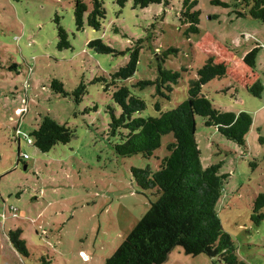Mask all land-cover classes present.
Returning a JSON list of instances; mask_svg holds the SVG:
<instances>
[{
    "label": "rangeland",
    "instance_id": "rangeland-1",
    "mask_svg": "<svg viewBox=\"0 0 264 264\" xmlns=\"http://www.w3.org/2000/svg\"><path fill=\"white\" fill-rule=\"evenodd\" d=\"M82 1L89 12L91 0ZM101 1L100 29L84 23L77 30L75 0H0V264H104L157 200L139 187L132 169L156 170L172 136H163L148 158L118 156L117 140L107 136L106 108L112 100L105 84L138 47L137 71L123 85L156 79L169 48L178 52L168 54L161 66L181 75L169 100L156 97L154 86L131 88L146 103L137 115L143 118L158 116L157 102L164 112L181 104L208 58L226 65L227 74L203 86L202 94L219 111L251 115L245 145L204 126L201 117L195 118V139L201 167L220 165L219 173L228 175L215 208L237 259L264 264V220L251 218L255 198L264 194V24L248 16L243 0H196L198 33L187 37L179 22L183 0L143 9L133 0L123 7L118 0ZM59 25L69 48H57ZM97 39L113 52L89 49ZM253 49L251 69L243 59ZM53 80L67 96L52 89ZM257 81L259 96L247 90ZM81 82L85 92L76 102L73 92ZM45 117L66 124L73 137L42 153L30 134ZM10 231L20 232L27 257L10 245ZM162 264L224 263L175 247Z\"/></svg>",
    "mask_w": 264,
    "mask_h": 264
},
{
    "label": "trees",
    "instance_id": "trees-1",
    "mask_svg": "<svg viewBox=\"0 0 264 264\" xmlns=\"http://www.w3.org/2000/svg\"><path fill=\"white\" fill-rule=\"evenodd\" d=\"M126 1L118 0L117 3L123 7ZM163 1L133 0V6L143 9ZM213 3L220 4L219 1ZM243 4L249 17L264 24V0H243ZM91 5L88 12L82 0H75L73 18L77 30H81L84 23L93 30L100 29L105 18L103 3L101 0H91ZM196 6V0L182 1L179 22L186 26L184 35L187 37L198 33L200 11ZM237 15L245 17L246 13ZM57 32V48H69L67 32L60 25ZM87 46L97 54L113 52L99 39L90 41ZM139 50L138 47L131 51L128 62L110 75V82L105 84L104 91L111 92L112 100V105L106 108L109 116L107 136L117 140L118 143L113 147L120 157L141 155L148 158L161 146L163 136L171 135L172 139L166 146L168 155L160 161L156 170L132 169L139 187L153 192L157 200L104 264H162L175 247H182L185 254L191 256L203 254L211 259L217 258L224 264H244L237 259L234 243L223 230L215 208L228 175L219 173L220 165L201 167L200 150L195 139V118L201 117L204 126L215 128L224 138L243 147L252 117L246 112L219 111L202 94L203 86L227 74L226 65L215 63L213 58H208L196 71V79L189 84L187 98L181 104L164 112L157 102L155 107L158 116H137L146 109V103L132 89L144 90L154 86L156 97L169 100L181 78L179 72L161 66L168 54L178 52L177 49L169 48L163 53L156 79L139 81L132 85V89L123 85L122 82L137 71ZM256 52L257 49H253L244 57L245 66L254 68ZM51 87L56 93L67 96L60 82L53 80ZM247 90L259 96L262 86L257 81ZM84 92L85 87L81 82L73 92L76 102L81 100ZM30 137L36 149L47 153L56 144L69 143L73 132L66 124L45 117ZM263 209L264 194H260L254 200L253 221L264 220ZM19 233L10 231L7 238L19 255L27 257L25 241L19 238Z\"/></svg>",
    "mask_w": 264,
    "mask_h": 264
},
{
    "label": "built area",
    "instance_id": "built-area-1",
    "mask_svg": "<svg viewBox=\"0 0 264 264\" xmlns=\"http://www.w3.org/2000/svg\"><path fill=\"white\" fill-rule=\"evenodd\" d=\"M25 157H26V156H25ZM25 157H24V158H25Z\"/></svg>",
    "mask_w": 264,
    "mask_h": 264
}]
</instances>
